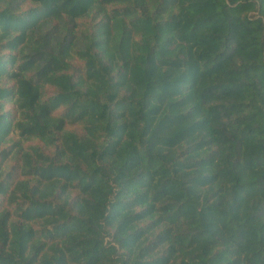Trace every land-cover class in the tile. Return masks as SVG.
Listing matches in <instances>:
<instances>
[{
  "label": "trees",
  "instance_id": "16d2710c",
  "mask_svg": "<svg viewBox=\"0 0 264 264\" xmlns=\"http://www.w3.org/2000/svg\"><path fill=\"white\" fill-rule=\"evenodd\" d=\"M0 264H264V0H0Z\"/></svg>",
  "mask_w": 264,
  "mask_h": 264
}]
</instances>
